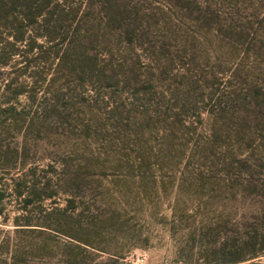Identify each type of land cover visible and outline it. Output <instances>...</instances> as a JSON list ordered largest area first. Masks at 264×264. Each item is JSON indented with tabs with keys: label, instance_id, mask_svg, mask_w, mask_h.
I'll return each mask as SVG.
<instances>
[{
	"label": "rangeland",
	"instance_id": "obj_1",
	"mask_svg": "<svg viewBox=\"0 0 264 264\" xmlns=\"http://www.w3.org/2000/svg\"><path fill=\"white\" fill-rule=\"evenodd\" d=\"M184 1L189 10L195 8ZM168 26L176 40L169 38L157 52L150 45L136 47L137 58L130 63L136 71L122 73L119 83L113 78L93 88L70 82V73L57 68L56 60V70L41 73L24 72L21 57L0 66V92L5 83L23 92L9 103L0 100L5 109L0 118L5 127L0 133V259H15V264H264V123L240 142V155L211 156L219 136L214 143L205 137L206 101L196 103L195 85L187 81L216 73L217 44L212 36L208 44L186 38L187 30L180 32L185 26ZM218 51L221 57L231 55L224 43ZM251 61L250 56L242 59L234 72L247 73L245 63ZM233 66L225 62L220 71L229 73ZM147 77H153L151 90ZM37 86V101L31 103L26 90ZM175 87L189 96L182 91L178 99L172 96ZM44 90L85 101L104 99L106 106L77 104L32 120ZM166 101L180 110L184 125L194 121L190 143L179 139L182 145H176L171 136L163 142L161 128L167 126L139 112L141 105ZM111 105L118 108L108 114ZM199 109L201 122L188 118ZM75 110L98 121L96 132L80 134ZM11 118L19 120L11 124ZM175 127L176 139L187 131ZM195 138L198 150L214 160V169L179 173ZM15 151L19 158L10 164ZM155 155L182 157L179 170L159 182L158 169L148 168ZM71 173L74 181L61 182ZM181 177L186 182L179 185Z\"/></svg>",
	"mask_w": 264,
	"mask_h": 264
},
{
	"label": "trees",
	"instance_id": "obj_2",
	"mask_svg": "<svg viewBox=\"0 0 264 264\" xmlns=\"http://www.w3.org/2000/svg\"><path fill=\"white\" fill-rule=\"evenodd\" d=\"M189 1L195 6L193 10H189L191 7L184 0H0V66L21 57L20 60H24V72L41 73V70L54 71L60 68L70 73V82H87L88 86L95 88L113 78L116 83L123 82L122 73H135L136 70L130 63L133 58H137L136 47L150 45L157 52L169 38L175 41L176 37L172 35L169 23L178 30L185 26L180 32L184 34L187 30L186 38L201 39L208 44L212 36L217 44L213 49L217 63L216 73H205L203 79L188 76L187 82L195 85L192 93L197 96L196 103L206 101V108L203 109L208 113L209 127L205 137H208L210 143H214L215 135L219 136L217 141L220 149L218 151L216 143L211 156L217 158L222 155V151L225 159L235 152L240 155V151H237L241 147L240 142L250 137L252 128L257 129L264 123V0ZM195 12L197 14L192 17ZM220 43L230 46L229 57L219 55ZM153 55L150 53L149 56ZM249 56L252 61L245 63L247 73L234 72L241 66L242 59ZM55 60L57 68L52 67ZM31 61L39 63L34 67L30 64ZM225 62L234 65L229 73L220 71ZM31 65L33 69L30 68ZM154 71L161 73L158 69ZM208 76L213 80L207 79ZM165 80L170 81V78ZM128 81L131 82V79ZM144 82L148 84L147 89L151 90L153 77H147ZM175 83L176 86L182 84ZM17 88H11L10 84L5 83L0 92L1 103L14 101L15 97L23 93ZM38 91V86L26 90L25 95L31 99V103L37 101ZM181 91L179 87H175L170 94L178 99ZM182 93L186 98L189 96L186 92ZM98 103L106 106L104 99L91 98L85 101L75 97V94L63 97L57 91L44 90L37 104L39 112L31 119H46L50 112L76 109L77 104L89 108ZM140 107L139 112L149 120L155 119L167 126L161 128L163 142L168 136L176 141L180 139L184 144L192 141L188 133L194 132V121L184 125L186 119L181 117L180 110L176 111V106L169 104V101L155 103L153 107ZM117 108L111 105L107 113L110 114ZM4 110L0 108V118ZM75 111L78 114L76 120L82 126L80 134H85V130L86 133L96 132L98 121L90 113L81 118L79 112ZM192 115L190 113L188 118L194 117L201 122L200 109L192 111ZM11 120L12 124L19 119ZM179 125L187 131L184 130L181 137L176 139L175 126ZM94 126L97 129H93ZM1 128L3 130L0 133L5 134L4 123L0 120ZM224 135L227 140L220 143V138L224 139ZM171 143L173 145V141ZM180 144L182 145L177 141L176 145ZM199 146L200 142L195 138L193 150L179 173H199L211 170L212 167L214 169V160L208 159V154L200 152ZM15 152L13 159L8 161L10 164H15L19 158V154ZM181 160L182 157L178 156L155 155V161L148 163V168L158 169L155 178L160 182L164 178L168 179L175 169L179 170L177 167H180ZM74 175L68 174L61 182L74 181ZM178 182L182 185L186 178L181 177ZM15 184L19 186L21 183ZM0 264H15V259H0Z\"/></svg>",
	"mask_w": 264,
	"mask_h": 264
}]
</instances>
